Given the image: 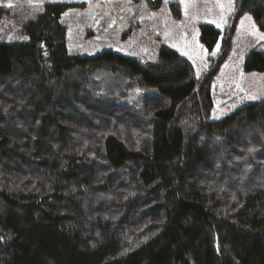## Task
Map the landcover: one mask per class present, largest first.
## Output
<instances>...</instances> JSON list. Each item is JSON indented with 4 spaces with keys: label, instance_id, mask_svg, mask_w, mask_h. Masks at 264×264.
Instances as JSON below:
<instances>
[{
    "label": "trees",
    "instance_id": "1",
    "mask_svg": "<svg viewBox=\"0 0 264 264\" xmlns=\"http://www.w3.org/2000/svg\"><path fill=\"white\" fill-rule=\"evenodd\" d=\"M71 7L46 4L26 43L0 42V264H264V99L210 120L236 24L249 14L264 32V0H233L224 30L200 23L211 67L198 79L166 46L154 64L69 55L61 18ZM243 68L263 73L264 51ZM95 72L154 105L147 121L125 96L106 103L104 115L139 140L79 141L73 122L99 113L86 105L101 102L88 91Z\"/></svg>",
    "mask_w": 264,
    "mask_h": 264
},
{
    "label": "rangeland",
    "instance_id": "2",
    "mask_svg": "<svg viewBox=\"0 0 264 264\" xmlns=\"http://www.w3.org/2000/svg\"><path fill=\"white\" fill-rule=\"evenodd\" d=\"M51 3L72 6L61 18L66 27L69 55L88 57L112 51L143 64H154L161 47L166 46L187 58L195 69L196 79L206 75L211 67V56L198 41L200 23H215L224 30L231 22L233 9V0H0V42L26 43L25 25L36 20L45 5ZM253 50L264 51V32L249 14H244L232 34L227 59L212 81L210 120L216 122L247 104L264 99V72L247 73L243 68L246 57ZM128 86L126 81L105 72L91 75L88 91L89 87L95 90L101 102H87L86 105L100 114L79 122L86 130L73 122L75 133L80 128V142L93 141L96 135L110 132L123 135L126 142L139 140L137 128L123 121L122 124L114 115H104L108 110L107 102H118L125 96L133 106L128 110L131 116L142 111L144 118L150 119L148 114L154 110V105L140 108L139 98L143 92ZM110 124L114 126L109 127ZM121 131L125 134H119ZM94 149L90 147V156L96 154Z\"/></svg>",
    "mask_w": 264,
    "mask_h": 264
},
{
    "label": "snow or ice",
    "instance_id": "3",
    "mask_svg": "<svg viewBox=\"0 0 264 264\" xmlns=\"http://www.w3.org/2000/svg\"><path fill=\"white\" fill-rule=\"evenodd\" d=\"M219 26V25H218ZM213 54H215V53H213Z\"/></svg>",
    "mask_w": 264,
    "mask_h": 264
}]
</instances>
